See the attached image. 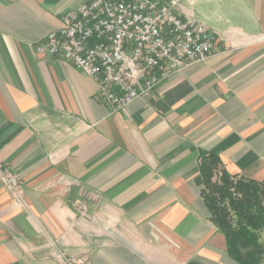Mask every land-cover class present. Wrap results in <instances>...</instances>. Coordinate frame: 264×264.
Masks as SVG:
<instances>
[{"label":"crops","instance_id":"obj_1","mask_svg":"<svg viewBox=\"0 0 264 264\" xmlns=\"http://www.w3.org/2000/svg\"><path fill=\"white\" fill-rule=\"evenodd\" d=\"M85 0H0V264H237L202 198V152L264 184V0H179L218 41L148 100L113 111L35 45ZM260 241L264 244V231Z\"/></svg>","mask_w":264,"mask_h":264},{"label":"built area","instance_id":"obj_2","mask_svg":"<svg viewBox=\"0 0 264 264\" xmlns=\"http://www.w3.org/2000/svg\"><path fill=\"white\" fill-rule=\"evenodd\" d=\"M179 0H85L65 12L62 25L35 45L37 54L59 57L98 86L97 98L115 111L148 100L173 74L205 62L218 36L175 9ZM0 181L24 204L17 174L0 163ZM62 264H89L53 244Z\"/></svg>","mask_w":264,"mask_h":264},{"label":"trees","instance_id":"obj_3","mask_svg":"<svg viewBox=\"0 0 264 264\" xmlns=\"http://www.w3.org/2000/svg\"><path fill=\"white\" fill-rule=\"evenodd\" d=\"M202 198L237 264H264V184L229 174L216 153L202 152Z\"/></svg>","mask_w":264,"mask_h":264}]
</instances>
